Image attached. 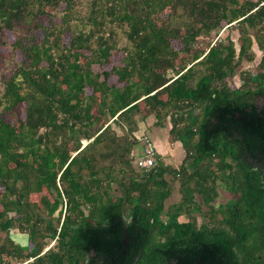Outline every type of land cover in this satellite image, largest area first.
<instances>
[{
  "label": "trees",
  "instance_id": "obj_1",
  "mask_svg": "<svg viewBox=\"0 0 264 264\" xmlns=\"http://www.w3.org/2000/svg\"><path fill=\"white\" fill-rule=\"evenodd\" d=\"M76 5L0 0V48L20 31L0 96V264H264V0ZM222 29L238 49L194 47ZM254 46L258 70L232 84ZM136 113L169 121L178 167H133ZM219 184L230 199L214 207Z\"/></svg>",
  "mask_w": 264,
  "mask_h": 264
},
{
  "label": "rangeland",
  "instance_id": "obj_2",
  "mask_svg": "<svg viewBox=\"0 0 264 264\" xmlns=\"http://www.w3.org/2000/svg\"><path fill=\"white\" fill-rule=\"evenodd\" d=\"M88 11H89V0H77V5L75 7V11H74V17L76 18H85L88 15ZM56 18V17H55ZM216 32V31H215ZM20 33L19 30H14V31H10L7 33L6 36V44L5 46H3L2 48H0V56H4L1 60H0V96L3 92V83H2V78L4 77V75H8V73L13 70L19 60L18 55H16L15 52L12 51L11 49V43L14 41V39L16 38V36ZM229 35L231 40L234 43V46L236 49H238V43H237V32L230 29H222L220 31L219 34L216 33H212L209 36H201L200 38L197 39V42L194 43V47H196L198 50H205L206 47L208 46V44H214V42L216 40H222L225 41V37ZM127 44V41L125 40L124 35L119 31L118 32V45L119 46H124ZM260 53H255V57L256 59H254V61L252 62H242L241 65L237 68L236 70V75L229 80V82H231L232 84H236V85H242L243 84V77L246 78L247 74H255V72L258 70L257 69V63L260 59ZM122 56V53L120 51L115 52L112 56V63L118 65L120 63V57ZM105 69H108L109 66H105ZM94 71H99V68L97 66L94 67ZM240 75H241V79H240ZM167 76L169 78L174 76L173 72H168ZM115 80V78H111V82H113ZM246 81V80H245ZM134 119L137 123V129L134 135H140L141 131L140 130H145V134H147V136L151 139V141L155 142V138L158 137L159 141L165 140V136H166V131L165 129H158V128H154L153 124L155 123V117L153 115H150L148 117H146L145 119L142 120V114L141 113H136L134 116ZM165 123H168V120L165 121ZM165 126V125H164ZM113 129L120 134L121 130L113 125ZM156 129V130H155ZM156 132L162 133V136L156 135ZM143 134V135H145ZM83 144H86V141H82ZM140 148H141V144L138 142V144L136 145V147L133 149L131 155H130V159L132 160V165L136 170H139V168H137V166L134 163V158L135 155L137 153H140ZM160 157V156H159ZM165 159H167L168 161H170V165L174 168L178 167L179 164L175 163L174 159L169 158L168 156H165ZM161 162H163L164 164L166 162H164L161 158H160ZM214 167V164H211L210 167ZM170 178L168 177L167 180H169ZM171 183V188H172V193L171 196L165 201L166 206L177 203L181 196L180 193L178 191L179 188V183L177 181H170ZM115 188V186H113ZM114 194H118V192H114ZM40 198V194H35L31 196V200L36 202L38 201V199ZM230 199V195L227 191L224 190V187L221 186V184L218 185V196L215 199V201L213 202L214 207L219 206L220 204H224L225 202H227ZM203 209H207V207L202 206ZM194 217L197 219V221L200 223L203 221L202 218H200V215L198 213H195ZM9 237L15 242L20 244L21 246H28L30 245L29 240L27 235L25 234H20L18 230L16 229H12L9 232ZM44 248L43 250L45 251L46 249H48L49 247L53 246V242H49L47 240V243L44 244ZM16 264V263H13Z\"/></svg>",
  "mask_w": 264,
  "mask_h": 264
},
{
  "label": "crops",
  "instance_id": "obj_3",
  "mask_svg": "<svg viewBox=\"0 0 264 264\" xmlns=\"http://www.w3.org/2000/svg\"><path fill=\"white\" fill-rule=\"evenodd\" d=\"M253 51L256 53H260L258 50H257V47L254 46L253 47ZM165 126L164 127H157L153 124V127L154 128H160V129H165L166 131V136H165V140H162V141H159V138L156 137L155 138V142L152 141L158 155L160 156V158L166 162L165 164H170V161H168L167 159H165V156H168L169 158H173L175 161V163L177 164H180L182 162V160L184 159L185 157V153H184V150L182 148V145L181 143L179 142H170L169 141V134H168V131L170 129V123L168 121V123L164 124ZM156 130V129H155ZM141 131V134L140 135H135V137L137 138V140L143 136V134H145V130H140ZM162 136V133H159V132H156V135H159ZM147 135V134H145Z\"/></svg>",
  "mask_w": 264,
  "mask_h": 264
},
{
  "label": "built area",
  "instance_id": "obj_4",
  "mask_svg": "<svg viewBox=\"0 0 264 264\" xmlns=\"http://www.w3.org/2000/svg\"><path fill=\"white\" fill-rule=\"evenodd\" d=\"M138 142L141 144V148L140 153L135 155V165L144 172L154 170L159 166L161 160L151 139L147 135H143L138 139Z\"/></svg>",
  "mask_w": 264,
  "mask_h": 264
}]
</instances>
